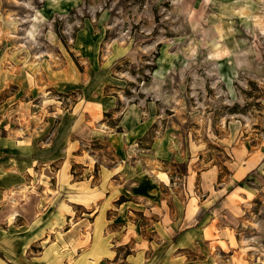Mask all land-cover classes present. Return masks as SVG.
Segmentation results:
<instances>
[{
  "label": "rangeland",
  "instance_id": "rangeland-1",
  "mask_svg": "<svg viewBox=\"0 0 264 264\" xmlns=\"http://www.w3.org/2000/svg\"><path fill=\"white\" fill-rule=\"evenodd\" d=\"M103 199L146 239L198 235L185 262L264 264V0H0L3 239ZM41 243L0 254L75 264Z\"/></svg>",
  "mask_w": 264,
  "mask_h": 264
},
{
  "label": "crops",
  "instance_id": "crops-1",
  "mask_svg": "<svg viewBox=\"0 0 264 264\" xmlns=\"http://www.w3.org/2000/svg\"><path fill=\"white\" fill-rule=\"evenodd\" d=\"M66 147L67 144L63 146V150L61 149L62 154L60 156L62 155V159H65L63 154L66 151ZM29 166L31 164H28ZM98 192L102 194V192L97 191L96 196ZM114 195L115 192H111L110 190L105 193V198L106 196L109 198L114 197ZM87 203V209L95 210L91 214H89V211L87 217H79L78 222L75 223V226L78 225L75 232L71 233L70 228L66 232H58L59 235L56 234L52 238L53 235L50 234L51 230L54 226H61L62 219L57 218L58 221L54 222L55 220L51 217L43 216L41 220L36 222V218L35 220L33 219L30 222L31 226L28 225L29 228L23 231L24 234L14 237L13 241H17V246L15 242L13 245L6 243L2 235L3 230H0V246L13 251V255L22 256V254L27 252V248L34 245V242L41 241L42 243L39 245L42 250L40 258H47L46 256L55 251H60L64 256H69L72 255V252H76V254L72 255L75 257V264H101L103 259H110L115 263L116 260H119L120 251L125 249L126 245H130L132 252L127 253L123 259H120V264H199L196 261H183L182 253L186 249H190L189 247L192 246V243L197 242L198 235L192 233V231L187 230L181 236H170L171 238L167 233L159 234L157 239L149 240L143 237L142 230L140 231L141 227L137 224L135 218L130 217V214L123 215L122 206L119 207L115 218H109L107 217V212L110 210V205H112L111 201L105 199L99 207L98 203ZM11 215L20 216L22 214L18 210H14ZM91 215H95V217L90 222L89 217H92ZM0 217L4 216L0 215ZM86 221H89L90 225H92L88 238V233L85 231ZM197 223L196 221L194 225ZM71 237H73L74 248L71 245ZM59 239L61 240V245H57ZM48 240L52 244H45ZM54 244L59 248L55 249ZM1 250L3 249L0 247ZM36 259L38 258H30V264H37L38 261ZM0 264H10L2 254H0Z\"/></svg>",
  "mask_w": 264,
  "mask_h": 264
},
{
  "label": "bare ground",
  "instance_id": "bare-ground-1",
  "mask_svg": "<svg viewBox=\"0 0 264 264\" xmlns=\"http://www.w3.org/2000/svg\"><path fill=\"white\" fill-rule=\"evenodd\" d=\"M213 47L214 48H218L219 47V44L218 43H214Z\"/></svg>",
  "mask_w": 264,
  "mask_h": 264
}]
</instances>
